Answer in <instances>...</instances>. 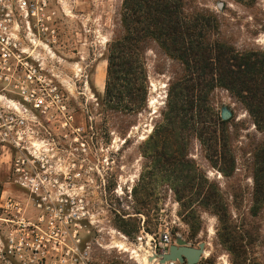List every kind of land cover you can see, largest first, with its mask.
<instances>
[{"label": "rangeland", "instance_id": "obj_1", "mask_svg": "<svg viewBox=\"0 0 264 264\" xmlns=\"http://www.w3.org/2000/svg\"><path fill=\"white\" fill-rule=\"evenodd\" d=\"M182 4L188 15L212 17L221 40L239 52H264V0H182ZM55 10L56 42L43 38L40 52L46 73L55 75L66 111L55 109L39 118V140L45 142L40 154L47 163L42 171L56 181L52 193L74 196L87 206L91 218L82 236L90 262L145 264L144 257L151 255V264H159L151 257L162 234L169 232L173 242L182 240L196 248L206 244L199 264L207 260L233 264L236 256L229 241L234 240L243 246L246 264H264V204L256 206L253 179L254 151L264 142V134L256 130L243 105L223 88L210 96L220 117L223 109L232 113L226 126L228 150L235 159L231 176L220 172L221 165H215L195 138L185 142L186 168L167 164L160 156L169 146L158 141L155 128L162 123L169 86L181 74V66L158 45L145 47L146 105L133 115L108 114L101 102L111 47L125 35L123 0H57ZM13 155L0 147V197L4 192L21 199L32 217L27 195L16 184ZM186 175L193 176L196 184L205 181V193L213 186L222 195L226 232L219 217L202 203L205 193L199 197L196 189L182 193ZM122 221L133 225L129 234L119 227ZM1 226L0 221V252ZM141 235L145 239L139 242ZM14 262L0 254V264Z\"/></svg>", "mask_w": 264, "mask_h": 264}, {"label": "trees", "instance_id": "obj_2", "mask_svg": "<svg viewBox=\"0 0 264 264\" xmlns=\"http://www.w3.org/2000/svg\"><path fill=\"white\" fill-rule=\"evenodd\" d=\"M122 25L125 35L114 42L108 59L101 102L104 111L133 115L144 108V48L152 43L158 45L182 68L169 86L162 123L155 128L158 141L169 146L160 158L169 165L177 164L179 169L181 165L186 168L185 142L195 138L210 152L215 165H221L220 172L231 176L235 159L230 156L226 141L229 121L221 119L210 96L217 88L229 91L243 105L256 130L264 134V52H239L226 44L219 37L216 21L208 16L186 14L182 0H123ZM185 177L182 193L193 189L198 197L205 193V181L196 184L193 176ZM253 179L255 203L259 207L264 204V142L254 151ZM202 203L219 217L222 231L226 232L227 206L215 187L209 186ZM128 226L125 221L119 225L129 234L133 225ZM229 243L236 256L233 264H246L243 246L236 240Z\"/></svg>", "mask_w": 264, "mask_h": 264}, {"label": "built area", "instance_id": "obj_3", "mask_svg": "<svg viewBox=\"0 0 264 264\" xmlns=\"http://www.w3.org/2000/svg\"><path fill=\"white\" fill-rule=\"evenodd\" d=\"M56 1L0 0V147L14 153L16 184L35 214L27 216L21 199L1 195L0 254L14 259V264H92L82 236L91 218L87 206L74 196L52 193L56 181L42 171L47 163L40 154L45 142L39 140V118L55 109L66 111L55 75L46 73L40 52L43 38L56 42ZM137 239L142 242L145 237ZM173 243L164 232L155 255L166 253Z\"/></svg>", "mask_w": 264, "mask_h": 264}, {"label": "water", "instance_id": "obj_4", "mask_svg": "<svg viewBox=\"0 0 264 264\" xmlns=\"http://www.w3.org/2000/svg\"><path fill=\"white\" fill-rule=\"evenodd\" d=\"M232 113L228 109H223L221 118L229 121ZM206 244L201 243L198 248L192 247L182 240H177L170 245L168 251L162 255L154 256L153 259L159 260V264H199L206 255Z\"/></svg>", "mask_w": 264, "mask_h": 264}, {"label": "bare ground", "instance_id": "obj_5", "mask_svg": "<svg viewBox=\"0 0 264 264\" xmlns=\"http://www.w3.org/2000/svg\"><path fill=\"white\" fill-rule=\"evenodd\" d=\"M145 252H147V251H145ZM147 253H148V252H147ZM150 256H151V255L144 257L143 260H144V263H145V264H151V262L149 261ZM153 257H154V256H152L151 258H153ZM153 260H154V259H153ZM153 264H154V263H153Z\"/></svg>", "mask_w": 264, "mask_h": 264}]
</instances>
